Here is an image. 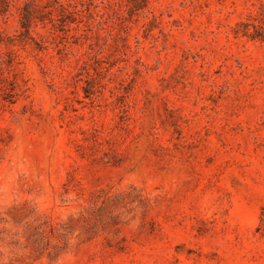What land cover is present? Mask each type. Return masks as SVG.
Wrapping results in <instances>:
<instances>
[{
  "label": "rangeland",
  "instance_id": "1",
  "mask_svg": "<svg viewBox=\"0 0 264 264\" xmlns=\"http://www.w3.org/2000/svg\"><path fill=\"white\" fill-rule=\"evenodd\" d=\"M4 2L0 264H264V0Z\"/></svg>",
  "mask_w": 264,
  "mask_h": 264
},
{
  "label": "trees",
  "instance_id": "2",
  "mask_svg": "<svg viewBox=\"0 0 264 264\" xmlns=\"http://www.w3.org/2000/svg\"><path fill=\"white\" fill-rule=\"evenodd\" d=\"M5 2L4 3H6V4H8V2L10 1V0H4ZM58 8H59V10H61V11H66V9L62 6V4H59L58 5Z\"/></svg>",
  "mask_w": 264,
  "mask_h": 264
}]
</instances>
